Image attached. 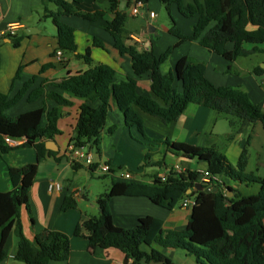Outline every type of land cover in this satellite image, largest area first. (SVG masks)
<instances>
[{"label":"trees","instance_id":"16d2710c","mask_svg":"<svg viewBox=\"0 0 264 264\" xmlns=\"http://www.w3.org/2000/svg\"><path fill=\"white\" fill-rule=\"evenodd\" d=\"M43 1L46 12L48 2L56 7V11L47 13L46 18L52 19L57 30V50H61L65 56L77 53L78 45L75 38L76 29L66 24L64 18L78 17L95 23L107 15V11L103 10L84 13L81 9L84 0ZM107 1L114 18L107 22L106 30L114 39L115 49L120 55L131 58L137 77L150 74L151 92L161 102L139 93L138 81L135 78L115 84L116 72L112 66L102 64L91 67L93 59L90 48L80 57L91 68L70 74L60 82H46L43 87L30 93L27 98L29 103L45 97L43 107L38 110L16 117L7 114L23 100L35 84L36 77L25 83L14 97L0 92V155L17 148L9 145L6 138L24 139L23 146L35 148L38 154L36 164L22 168L9 167L12 189L0 193V264L7 259L6 244L13 232L18 238L15 253V260L18 262L50 264L67 261L71 256L70 236L47 230L44 237L35 243L26 237L21 222V210L23 206L28 207L29 191L37 177L39 164L46 158L44 141L54 140L61 135L58 128L59 107L73 105L64 94L86 101L80 107L77 125L70 141V144L77 147L93 145L100 150L101 136L113 103L124 115L126 126L137 128L144 138H147V134L139 111L160 119L164 124H170L178 121L190 105H199L216 111L221 116L236 119L240 122V132L243 134L257 124H260L264 131V113L261 108L251 101L244 90L214 84L206 76L207 67L204 63L184 57L173 71L166 74L161 71V66L184 42L198 41L201 47L230 63L239 58L262 53L263 50L258 46L264 45V0H203V3L195 0L192 4L186 3V0H159L172 21L169 34L178 39L176 44L159 56L153 48L141 50L137 44H129L131 39L126 30L127 13L118 11L120 0ZM149 1L129 0L128 6L139 2L147 6ZM173 6L188 20L197 18L191 35L183 34L178 27L171 12ZM10 40L13 46L18 48L22 37L16 36ZM229 44L233 45L231 50L228 48ZM247 45L254 47L249 50ZM94 46L105 49L103 42L98 38H95ZM58 63L65 65L67 61L64 58ZM54 67L55 64L49 63L43 67V71ZM22 70L23 67L18 69L12 89L14 82L21 78ZM255 74L262 76L264 70L259 69ZM176 83H179V87ZM46 88H50L51 92L45 95ZM51 101L58 107L48 112V103ZM88 102L100 104L93 108ZM113 131L114 128L110 129L109 133L112 134ZM249 139L250 136L248 141ZM157 143L164 146L165 153L187 161L196 160L207 164L208 172L223 181V184L214 186L219 190L210 193L196 191V185L200 183V173L191 169L183 173L171 169L166 181L155 177L151 183L112 182L110 190L97 201L99 216L78 225L74 235L83 237L82 233L87 232L86 238L91 248L118 250L125 254L132 264H171L170 259L154 246L185 251L202 264H264V178L247 172V151L242 152L238 163L234 165L214 146L196 147L168 139ZM150 156L148 154L146 159ZM75 166L77 168V165ZM226 180L247 186L256 184L260 189L256 194L244 196L241 192L227 187ZM228 190L235 194V197L230 199V205L227 203ZM117 197L147 198L170 212L174 211L185 197L195 198L196 204L188 226L183 231H165L164 222L150 216L140 219L135 227L127 229L114 224L109 203ZM77 207L78 201L67 197L61 211L66 212Z\"/></svg>","mask_w":264,"mask_h":264},{"label":"crops","instance_id":"0c3cea01","mask_svg":"<svg viewBox=\"0 0 264 264\" xmlns=\"http://www.w3.org/2000/svg\"><path fill=\"white\" fill-rule=\"evenodd\" d=\"M194 1L186 0V3L192 4ZM197 1L203 3V0ZM128 2L129 0H120L118 11L126 12L129 19L132 18L130 12L134 3L128 6ZM157 7H159L157 0L149 1L148 11L145 10L144 5L140 16L147 22V27L141 31H129L127 28L126 30L127 36L131 39L129 44L135 43L141 50L153 48L155 54L159 56L169 46L176 44L178 39L168 34V28L162 30L150 25L152 20L148 19V14L156 13ZM0 9V31L7 29L10 25L20 23L17 37H22L21 45L18 48L13 46L10 39L0 41V92L14 97L25 83L35 77L37 78L23 100L7 112L9 116L16 117L42 108L44 96L34 103H29L27 98L33 90L43 87L44 83L60 82L70 74L84 72L91 67L102 64L112 66L115 69V84L128 81L129 78H135L138 81L139 93L151 96L161 102L151 92L150 74L137 77L132 68L131 58L127 55H120L119 51L115 49L114 39L106 30L107 22L114 18V14L109 11L110 3L107 0H84L81 5L84 13L107 11L103 20L91 23L78 17L63 19L66 24L76 29L75 38L78 45L77 53L64 55L67 61L65 65L59 64L53 57L59 45L57 30L52 23H49L52 22V19L46 18V15L56 11L54 4L48 2V11L46 12L43 0H0ZM175 11L177 14V8L173 6L172 15ZM175 18L182 17L177 14ZM188 21L190 23L188 31L184 32L182 24L176 20L177 25L185 35L193 33L197 18ZM27 28H35L39 32L27 35L25 33ZM150 28L154 29V32H151ZM132 35L139 36L142 42L136 43L132 39ZM95 38L103 42L105 49L94 46ZM253 47V45L246 46L249 50ZM258 47L263 50L262 53H256L247 58H239L230 63L201 47L198 41L184 42L174 50L170 58L161 66V71L164 74L173 71L177 63L184 57L196 58L206 65V76L214 84L244 90L251 101L258 105L264 113V74L262 76L255 74L259 69L264 70V45ZM89 48L93 59L91 67L80 57ZM228 48L231 50L233 45L229 44ZM49 63L55 64V67L43 71V67ZM20 67H23L21 78L14 82V89H12L13 80ZM176 86L179 87V83H176ZM50 92V88L45 89V95ZM64 95L72 101L73 105L71 107H59L58 128L61 135H58L54 140L44 141L46 158L39 164L37 177L29 191L28 207L23 206L21 210L24 233L29 240L35 243L44 237L47 230L58 231L70 236L72 251L69 260L51 262L50 264H112L114 262L131 264L132 261L128 260L126 255L118 250L105 251L101 248H91L86 238L87 232L82 233L83 237L74 235L78 225H81L85 220L99 216L97 201L104 194L93 191V178H99L98 173L84 165H77L76 168L66 155V150L77 125L80 107L86 101L71 95ZM88 104L97 108L100 102H88ZM55 107H58L57 104L52 101L49 102L48 112ZM139 113L145 125L147 138H144L135 127L128 128L126 126L124 115L113 103L101 136L100 150L93 145L87 146L97 164H108L115 171V174L109 175L111 183L121 181L151 183L155 177L168 174L177 165L194 171H207V164L205 163L196 160L187 161L168 152L165 153L164 146L157 142L166 139L196 147L214 146L225 154L234 165L238 163L242 152L246 150L248 157L247 172L256 173L264 178V131L260 124L253 126L246 134H243L240 132V122L236 119L221 116L218 112L199 105H190L178 121L170 124H164L160 119L144 112L139 111ZM44 120L46 121V115ZM112 128L114 131L110 134L109 130ZM148 154L151 156L146 159ZM37 162V150L23 145L7 154L0 155V193L12 189L9 167L22 168ZM121 172L131 173L133 179L130 181L120 179L119 173ZM225 182L227 187H231L237 192H240L245 186V184H237L230 180ZM52 183L58 184L62 191L49 192V185ZM110 188L108 187L107 191ZM79 191H82L80 197L77 196ZM67 197L76 199L78 207L62 212L61 207ZM234 197L235 194L233 193L231 199ZM88 199L96 202L90 203ZM109 206L114 224L127 229L135 227L140 219L150 216L161 219L164 222L165 231H183L188 226L192 215V209H185L181 204L170 212L143 197H117L111 200ZM17 247L18 238L13 232L6 244L7 259L1 264H24L15 260ZM154 248L169 258L171 264H202L185 251L161 249L157 246ZM126 260L128 261L126 262Z\"/></svg>","mask_w":264,"mask_h":264},{"label":"built area","instance_id":"2783aa9c","mask_svg":"<svg viewBox=\"0 0 264 264\" xmlns=\"http://www.w3.org/2000/svg\"><path fill=\"white\" fill-rule=\"evenodd\" d=\"M144 9V5L142 3H135L134 6L131 9L130 15L132 18H138L142 10ZM0 15H1V9H0ZM157 18V13L151 12L148 14V19L149 20H154ZM20 27V23L10 25L7 29L0 31V41L4 39H10L13 37L17 36V30ZM132 39L136 43H141L142 40L139 36L137 35H132ZM55 59L60 62L64 59V54L61 50H57L55 54ZM6 142L11 145L12 147H19L25 143L24 139H11V138H6ZM66 155L69 159V161L73 165H84L88 168L94 169L95 172L98 173L100 177L104 176H109L115 174V171L113 168L108 165V164H97L95 160L93 159V156L91 153L88 151L87 146L83 147H77L74 144H70L66 150ZM173 171L177 173H183L187 169L183 168L180 165H177L172 168ZM170 172V171H169ZM168 172V173H169ZM200 173V183L203 184L205 187L207 186L208 188H212L218 184H223V181L219 177H214L212 176L208 170L207 171H198ZM119 177L122 180L130 181L132 180V175L131 173L128 172H121L119 173ZM168 177V174L159 177L163 181H166ZM58 191L61 192L62 188L55 183H52L49 185V192H54ZM82 195V191H79L77 196L80 197ZM196 201L195 198L193 197H185L182 202L181 206L185 209H193L195 206ZM112 264H119L118 262H114ZM132 264V263H131Z\"/></svg>","mask_w":264,"mask_h":264},{"label":"rangeland","instance_id":"374dc122","mask_svg":"<svg viewBox=\"0 0 264 264\" xmlns=\"http://www.w3.org/2000/svg\"><path fill=\"white\" fill-rule=\"evenodd\" d=\"M157 1H159V0H157ZM109 11H110V9H109ZM155 12L157 13V18L154 19V20H152V22H150V25L151 26H155L157 28H160L162 30L164 28L170 29L172 27V21L170 19V16H169L168 12L166 11L164 5H162V3L160 1H159V7H157L155 9ZM177 14H179V13L177 12ZM177 14H176V11L173 13L174 18H175V16ZM177 18H175V20H179V22L182 24V27H183L184 32H187L188 31L189 24H190L189 21H188V19H186L184 17L179 18V19H177ZM49 23H52L53 24V21L52 22L50 21ZM147 26H148L147 25V22L141 16L138 17V18H129L128 19V22L126 24V28L129 31L130 30L141 31L143 28H145ZM189 30L191 31L190 28H189ZM169 35H171V34H169ZM191 58H193V57H191ZM193 59L194 60H197L196 58H193ZM197 61H199V60H197ZM111 184L112 183H111V179L109 178V176L99 177V178H93V185H94L93 186V191L95 193H98V194H105L106 192H108L107 191L108 190V187L110 188ZM259 189H260V187L258 185H256V184H249L248 186L245 185L244 187H242V189H241L240 192L244 196H248V195L256 194L259 191ZM88 202L95 203L96 201L95 200L88 199ZM98 209L100 211V208H98ZM89 210H92V209H89ZM94 212H95V210H94Z\"/></svg>","mask_w":264,"mask_h":264},{"label":"water","instance_id":"95a60500","mask_svg":"<svg viewBox=\"0 0 264 264\" xmlns=\"http://www.w3.org/2000/svg\"><path fill=\"white\" fill-rule=\"evenodd\" d=\"M145 10L148 11L147 6H145ZM35 30H36V31H35ZM150 31H151V32H154V29L150 28ZM35 32H39V30H37V29H35V28H27V29L25 30V33H26L27 35H32V34H34ZM195 190H196V191H205L206 193H210V192H217L219 189H218V187H214V188H205V186H204L203 184L198 183V184L196 185V189H195ZM189 193H191V191H190ZM232 195H233V192H231V191L228 190V197H229V200L227 201V203H228L229 205L231 204L230 199H231ZM127 261H128V260H126V262H127ZM152 264H164V263H163V262H158V263H152Z\"/></svg>","mask_w":264,"mask_h":264}]
</instances>
